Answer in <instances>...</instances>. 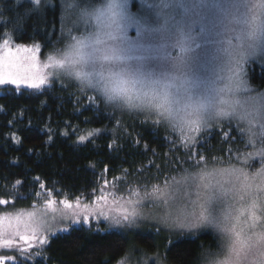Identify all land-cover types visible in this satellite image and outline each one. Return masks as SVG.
<instances>
[{"label": "snow or ice", "instance_id": "obj_1", "mask_svg": "<svg viewBox=\"0 0 264 264\" xmlns=\"http://www.w3.org/2000/svg\"><path fill=\"white\" fill-rule=\"evenodd\" d=\"M12 2L19 9L23 0ZM31 3L43 7L42 0ZM145 6L152 12L137 15L130 12L129 0H89L84 7L70 0L60 38L43 59L39 43L13 46V33L23 30L36 9L12 16L6 6L0 9V19L7 17L4 27L13 29L0 43V88L42 91L61 83V77L71 78L81 91H93L90 103L106 102L114 112L151 117L156 127H166L171 136L165 142L185 157L173 161L180 166L162 181L140 180L126 196L116 189L118 182L127 187V169L112 180L102 176L90 201L78 195L74 202L67 196L57 202L36 177L39 191L29 195L46 197L43 207L0 214V249H16L25 264L49 244L50 219L59 216L74 228L89 229L94 220L100 232L101 222L131 226L143 219L146 201L164 210L160 222L166 226L217 230L218 250L205 252L202 264H264V91L249 86L245 71L251 59L264 63V0H148ZM130 28H135L134 40ZM214 131L252 151L236 148L235 163L232 147L227 163L207 156L208 134ZM99 133L88 131L78 142ZM253 161L260 165L255 170ZM15 184L23 187L20 180ZM9 203L0 199V205ZM6 261L16 264L15 257L0 255V264Z\"/></svg>", "mask_w": 264, "mask_h": 264}, {"label": "trees", "instance_id": "obj_2", "mask_svg": "<svg viewBox=\"0 0 264 264\" xmlns=\"http://www.w3.org/2000/svg\"><path fill=\"white\" fill-rule=\"evenodd\" d=\"M5 6L9 16L23 15L25 8L36 9L24 23L23 30L13 33V46L39 43L42 56L54 50L63 20L58 0L43 7L23 0L19 9L12 0H0V9ZM6 21L7 17L0 19V43L6 38L5 32L13 31L11 26L4 27ZM250 83L264 89V68H251ZM85 97L88 96L72 87L56 84L42 91L21 89L17 92L13 87L0 88V199L10 201L0 207L20 209L43 205L46 197L39 199L29 195L39 191L36 177L53 191L57 201L64 196L74 201L78 195L90 200L92 190L100 187L102 176L112 180L127 169L131 173L127 187L118 182L116 189L126 196L127 189L136 187L138 181L158 183L173 167L180 166L173 161L183 160L184 153H173L174 146L165 142L166 135L161 130L150 124L113 123L119 121L117 115H111ZM96 129L100 130L98 135L85 143L78 142L79 135ZM65 131L68 135H64ZM208 135V147L204 151L209 157L226 160L229 147L235 154L238 147L248 151L242 143L223 141L219 131ZM237 140H240L239 135ZM153 164L160 172L151 166ZM138 169H143V174ZM17 180L23 182V187L16 186ZM18 195L27 198L19 199ZM92 225L91 229L73 227L69 232L49 237V244L39 249L40 255L32 256L27 264H117L133 248L150 254L162 250L166 264H200L206 251L217 249L218 239L210 232L169 239L152 232L109 231L103 225H98L101 231L97 232L96 224ZM16 264H25L24 259L16 260Z\"/></svg>", "mask_w": 264, "mask_h": 264}, {"label": "rangeland", "instance_id": "obj_3", "mask_svg": "<svg viewBox=\"0 0 264 264\" xmlns=\"http://www.w3.org/2000/svg\"><path fill=\"white\" fill-rule=\"evenodd\" d=\"M24 1L31 2V0H24ZM58 1L62 6V17H63L62 26H63L65 23V20H64L65 4L70 2V0H58ZM76 2L81 7H84L85 5L88 4L89 0H76ZM92 2L93 3H99L100 0H92ZM146 2H148V0H129L130 12L135 13L137 15H144L146 13L152 12L151 9H148L145 6ZM187 2L191 3V2H193V0H187ZM42 5L43 6L53 5V0H42ZM68 26L71 27V24H69ZM62 30H63V28H62ZM128 36L130 39H133V40L136 39L135 28L129 29ZM40 56L42 59L46 57V55L42 56V51L40 53ZM253 66H257L259 68H264V63H261L260 58L258 57V58H254V59L249 60V62L245 65V71L247 74L246 78L249 82V86L254 91H264V89L255 88L250 83L251 68ZM54 84L59 85V86H61V84H63V87H72L78 93L88 96L89 100L94 95V93L91 89H86L84 91H81V87H80L79 83L77 81L71 79V78H68V77H61V83H56L54 81L52 85H54ZM21 89H26V88H21ZM27 90H29V89H27ZM95 104L97 106L103 107V109H105L107 112L109 111L111 115H115V116L117 115L120 124H123L126 122H130V123L136 122L138 124H140V123L150 124V125L156 127L151 122V117L146 118L144 115H139L136 113H127V112L121 113L120 111L114 112L111 105L107 104L106 102L105 103L96 102ZM146 119L148 122L143 123V121H145ZM156 128L161 130L165 135L171 136V133L169 132V130L166 127L160 126V127H156ZM248 151H252L251 147L248 148ZM233 154H235V153L234 152L232 153L233 162L235 163V157L237 154H235V155H233ZM225 157H226V160H223V161L225 163H227L228 159H229V155L227 154ZM210 163H211V161H210ZM251 163H252V169L251 170H255L256 168H258L260 166L259 163L256 161H253ZM90 200H88V201H90ZM57 202H59V201H57ZM59 206L60 205L58 203L57 207H59ZM36 207L40 208V207H43V205H36ZM21 209L32 210L31 207L20 208V209L11 208V207L10 208L0 207V214L15 213L16 211L21 210ZM142 212H143V219L138 220L135 224H133L131 226H115V225H110L108 222H101L99 225H103L109 231H118V232L139 231V232H150V233L152 232V233L158 234L161 238L168 237L169 239H173V238H176L179 236L196 237L199 233L210 232L213 235H215L218 239L217 249H215L214 251L218 250L220 238H219V233L217 232V230L214 227L207 226V227H204V228H201L198 230H194L193 232H189L187 230H180L178 228L166 226L165 224L160 222V218H161V216H163L164 210L159 206L148 203L147 201H146V206L142 209ZM92 224H96V222L93 220ZM76 227L89 228L88 225H83V224H81L80 226H76ZM63 228L71 229V228H73V226L71 225L69 220H61L59 218V216H57V218L54 221L50 219L49 224L47 226V234L49 237H51L57 233H61L62 231H59V230L63 229ZM160 252L162 253V250H159V251L155 252L154 254H150L144 250H141L138 248H133L127 254V256L124 257L123 259H121L117 264H121V262H123V264H166L164 258L162 257L163 254H161ZM0 255L15 257V260L23 259V257L20 255V253L16 249H12V250L0 249ZM202 260H203V256H202ZM202 260H201L200 264H202ZM8 262H12V261H6V264Z\"/></svg>", "mask_w": 264, "mask_h": 264}]
</instances>
